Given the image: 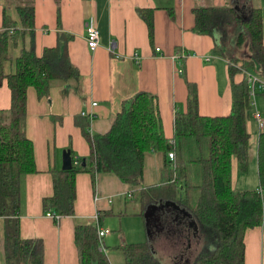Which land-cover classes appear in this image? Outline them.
Returning a JSON list of instances; mask_svg holds the SVG:
<instances>
[{
	"label": "trees",
	"instance_id": "trees-1",
	"mask_svg": "<svg viewBox=\"0 0 264 264\" xmlns=\"http://www.w3.org/2000/svg\"><path fill=\"white\" fill-rule=\"evenodd\" d=\"M18 1V22L6 10L0 12V83L7 79L11 89V107L0 110V219L4 222L6 264H45L44 241L21 235L22 179L38 171L35 146L26 130L27 92L32 86L39 97H45L53 86L59 85L64 87V93L71 88L80 93L82 75L65 45L66 39L73 36L63 32L59 33V45L45 48L41 56L32 49H22L16 58V70L5 74L10 42L33 31L35 26L33 0ZM194 1L192 30L211 37V54L229 64L231 112L225 116L201 114L197 84L187 81V110L177 111L170 138L165 133L158 97L147 91L124 101L105 134H95L87 122L77 120L90 144V156L79 157L71 147L67 149L71 152L72 168L50 169L53 195L43 200V207L54 213L57 223L63 217L75 216L77 174L89 172L94 179L99 173H112L133 187L130 198L140 206L139 215L160 201L175 202L191 214L199 236L190 264H245V232L264 222V131L257 141L258 188L236 191L233 165L238 160L241 170L249 172L248 123L253 101L247 72L264 78V17L262 10L252 5L253 0H226L223 6L214 5L213 0ZM242 5H247V12L237 9ZM166 9L173 16V8ZM155 10L137 8L148 26L152 45ZM241 72L243 80L235 82V75ZM149 152L163 153L165 167L161 181L145 187L142 182ZM171 152L173 159L169 157ZM180 226L178 238L182 237L183 242L192 228L188 221H182ZM75 241L78 264H112L107 251L100 250L94 223L77 222ZM118 249L125 258L124 264H163L147 242L123 243Z\"/></svg>",
	"mask_w": 264,
	"mask_h": 264
},
{
	"label": "crops",
	"instance_id": "crops-1",
	"mask_svg": "<svg viewBox=\"0 0 264 264\" xmlns=\"http://www.w3.org/2000/svg\"><path fill=\"white\" fill-rule=\"evenodd\" d=\"M19 3L18 0H0V12L6 10L18 22L16 6ZM251 3L262 10L264 17V0H253ZM195 4L194 0H60V3L57 0H33L36 12L34 30H28L17 41L10 42L8 58L4 63L5 74L16 70V58L22 49H32L41 56L45 48L59 45V33L63 32L73 36L66 39L65 45L72 63L82 75L80 93L74 88L64 93V87L59 85L53 86L45 97H39L32 86L27 92L26 130L35 146L38 171L22 179L21 235L44 241L45 264H78L76 223L96 224L95 218L99 216L101 226L106 228L105 220L116 213L115 203L119 202V197H125L122 214L144 219L146 242L160 259L164 257L161 252L169 242L174 250L177 246L180 250L174 256L179 259L178 263L190 264L189 256L193 251L195 253L193 244L197 247L199 236L191 214L184 209L165 206L155 211L152 217L146 216L147 209L139 215L140 206L131 198L135 206L128 211L126 197H130L133 187L112 173H99L94 179L89 172L77 174L75 216L63 217L58 223L46 215L43 200L53 195L50 169L53 166L62 168L63 153L69 147L79 157L90 156V144L77 120L87 122L93 133L105 134L111 129L124 101L140 91H147L158 97L165 133L170 138L177 111L187 110V81L197 84L201 114L225 116L231 112L233 92L229 64L211 54L214 46L211 37L192 30ZM213 4L223 6L227 1L213 0ZM246 6H237V9L245 13ZM141 7L156 8L153 45L148 26L137 12V8ZM170 7L173 8V16L166 9ZM89 17L95 19L101 34L100 46L94 51L86 40ZM0 22L2 28V17ZM182 51L187 53V57L182 62L175 61L174 55ZM207 57L211 58L210 61L205 60ZM179 67L184 68V75L178 72ZM243 78L244 74L237 73L234 80L241 82ZM263 93L256 95L258 108L259 96ZM10 107L11 89L7 79H4L0 83V110ZM252 127L250 119V143L255 144L259 136L255 134L256 128L253 130ZM253 155L250 159L252 165L256 163L258 172L257 150ZM164 167L165 155L149 152L143 183L146 186L158 184ZM182 221H188L192 228L183 242L180 241L182 237L178 238ZM112 233L113 230L104 237L107 255L112 264H124L125 258L118 246L142 243V240L137 238L127 242L120 229L121 242L111 247L105 239ZM3 237L4 222L0 219V264H6ZM244 237L245 264H264V222L248 228ZM112 239L109 238L110 244L114 243ZM170 255L169 258H172Z\"/></svg>",
	"mask_w": 264,
	"mask_h": 264
},
{
	"label": "rangeland",
	"instance_id": "rangeland-1",
	"mask_svg": "<svg viewBox=\"0 0 264 264\" xmlns=\"http://www.w3.org/2000/svg\"><path fill=\"white\" fill-rule=\"evenodd\" d=\"M242 73V72H241ZM243 74V73H242ZM257 97V96H256ZM255 97V98H256ZM262 98V100H261ZM259 108L257 107L256 104V100H255V105H253V111L251 114V123H252V128L253 130H255V134L257 136L260 135V130L258 128V122L256 119L253 118L255 113H260L262 114L263 118H264V93L262 96H259ZM257 143V141H256ZM251 144V150H250V158L252 159V157L254 156L253 154L256 153L257 150V144ZM250 159V164H249V172L245 173L244 171L241 170V165L238 161H234L236 162L234 167H233V171H234V188L236 191H241V190H252L256 187L259 186V177H258V172H257V166L256 163L252 165V160ZM239 167V169H237ZM142 186H146L143 182H142ZM125 197H119L118 200L119 202L117 203L115 200V205H116V213L112 216H109L108 218H106V223H105V227L109 228L111 230H113V233L111 234V236H107L105 239V242L110 245L111 247L113 246H117L118 243L121 242V236H120V229H122V232L125 235V240L127 242H129V240H136L137 238L139 240H142L141 242H146L147 240V235H146V227H145V222L144 219L142 217H134V216H128L125 213H121L123 211V209L125 210ZM126 199H128V211L132 210V207L135 206V204H133V202L130 200V197H126ZM160 204L163 203L162 201L159 202ZM113 237V242L114 243H109L110 240L109 238ZM118 240V241H117ZM178 246L176 247V249L174 250V247L172 245L169 244V242L166 243V248L164 250H162L161 254L164 255V257L162 258L164 261L163 263H167V264H179L178 261L179 259L175 256V253L179 252L180 250L177 249ZM197 249L196 245L193 244V250ZM113 249V248H111ZM110 249V251H111ZM195 249V250H196ZM169 253H172V255H170ZM169 255L172 256V258H169ZM194 257V251L192 252V254H190L189 259L190 261L193 259ZM186 263V262H184ZM182 264V263H181Z\"/></svg>",
	"mask_w": 264,
	"mask_h": 264
},
{
	"label": "built area",
	"instance_id": "built-area-1",
	"mask_svg": "<svg viewBox=\"0 0 264 264\" xmlns=\"http://www.w3.org/2000/svg\"><path fill=\"white\" fill-rule=\"evenodd\" d=\"M100 39H101V34L100 30L98 29L95 19L93 17H89L87 20L86 24V40L88 43L89 48L91 51L96 50L100 46ZM157 51L160 50V48H156ZM187 57V53H177L174 55V60L181 62L182 58ZM210 57L205 58V60L210 61ZM178 72L180 74L183 73V68L179 67ZM247 76L249 78V83H250V95L252 98V103L255 105V97L258 94V92H264V78L261 76L257 75L254 72H247ZM96 105V104H95ZM254 119L257 120L258 122V128L261 132L264 131V118L262 114L260 113H255L254 114ZM169 157L171 159L174 158V153H169ZM46 215L51 218H55V215L52 211L46 212ZM96 221V227H97V233L98 237L100 239V250L106 251V247L104 245V237L111 232L110 229L103 228L100 224L99 216L95 218Z\"/></svg>",
	"mask_w": 264,
	"mask_h": 264
},
{
	"label": "water",
	"instance_id": "water-1",
	"mask_svg": "<svg viewBox=\"0 0 264 264\" xmlns=\"http://www.w3.org/2000/svg\"><path fill=\"white\" fill-rule=\"evenodd\" d=\"M84 165H85V162H84ZM72 168V157H71V152L69 150H66L64 153H63V166H62V169L63 170H70ZM165 206H173V207H176V208H179L180 210H182L175 202H165V203H161L159 205H155V204H152L150 205L149 207H147V210H146V216L148 217H152V215L154 214L155 211H157L158 209H162L164 208Z\"/></svg>",
	"mask_w": 264,
	"mask_h": 264
}]
</instances>
